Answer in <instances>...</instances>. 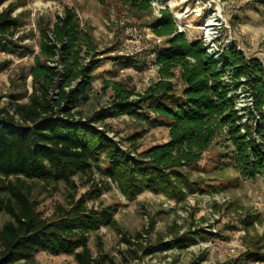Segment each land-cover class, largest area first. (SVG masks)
I'll list each match as a JSON object with an SVG mask.
<instances>
[{"label":"trees","instance_id":"trees-1","mask_svg":"<svg viewBox=\"0 0 264 264\" xmlns=\"http://www.w3.org/2000/svg\"><path fill=\"white\" fill-rule=\"evenodd\" d=\"M5 1L0 0V6ZM120 1L135 16L153 10V0ZM14 8L9 3L0 9V49L24 56L29 47L16 50L15 37L22 22L13 14ZM144 25L164 38L153 48L157 77L136 98L127 81L130 78H117V72L104 79L102 87L112 91L107 112L135 115L149 125L166 126V141L138 152L135 143L127 150L119 148L96 127L102 113L82 121L80 107L93 89L94 68L101 58L76 11L66 6L52 25L40 30V49L27 71L33 85L28 101L12 96L9 107H0V214L10 218L0 226V264L27 260L39 251L73 255L78 264H117L108 254L94 256L89 247L90 234L110 219V210L89 209L87 196L82 195L68 207L59 206L53 217H44L25 184L27 180L73 184L76 174L91 171L102 156L108 165L105 178L131 199L145 191L176 200L206 191L190 177L189 170L217 145L245 178L264 181L261 60L246 59L236 44L224 46L218 57L208 54L201 40H190L185 31L178 30L167 8ZM112 59L122 68L141 69L144 65L140 54ZM241 89L247 90L251 104L239 105ZM130 139L135 142L138 136ZM195 242L194 236L175 235L144 252L184 248ZM244 257L264 261V250L255 245Z\"/></svg>","mask_w":264,"mask_h":264},{"label":"rangeland","instance_id":"rangeland-1","mask_svg":"<svg viewBox=\"0 0 264 264\" xmlns=\"http://www.w3.org/2000/svg\"><path fill=\"white\" fill-rule=\"evenodd\" d=\"M9 3L15 4L13 14L22 22L15 48L23 50L21 46H28L29 52L19 56L0 49V107H9L12 96L28 101L33 85L27 71L39 51L40 30L52 25L56 15L70 6L82 28L92 34L96 51H100L97 58H101L94 68L93 89L80 108L85 118L102 113L96 127L123 150L135 143L138 152L168 139L166 126L149 125L135 115L106 111L112 91L105 92L102 87L104 79L113 77L112 72L118 73L117 78H130L127 81L134 88V98L142 95L157 77L149 70L135 74L130 67L122 68L112 59L120 55L127 26L144 33L148 28L144 24L167 8L190 40H200L208 31L210 20L217 18L216 46L236 44L246 59L259 58L264 65V0H153L152 13L141 17L129 12L120 0H6L0 9ZM150 42L149 49L140 54L144 64L151 62ZM177 86L180 89L179 81ZM238 98L242 106L249 104L251 97L246 89H241ZM133 135L138 136L135 142L130 139ZM256 138L262 141L261 137ZM104 158L94 162L91 171L76 174L73 184L62 180L25 183L44 217H53L59 206L68 207L71 200L82 195L87 196L89 209L110 210V219L89 236L94 256L108 254L117 264H264L244 257L255 245L264 250V181L245 178L219 145L205 151L201 161L189 170L190 177L206 191L187 193L180 200L150 191L127 198L105 178L108 165ZM9 219L7 214H0V226ZM175 235L194 236L196 242L184 248L144 252L161 239L169 241ZM14 264L78 262L73 255L39 251Z\"/></svg>","mask_w":264,"mask_h":264},{"label":"built area","instance_id":"built-area-1","mask_svg":"<svg viewBox=\"0 0 264 264\" xmlns=\"http://www.w3.org/2000/svg\"><path fill=\"white\" fill-rule=\"evenodd\" d=\"M214 11V10H213ZM217 20V19H215ZM177 21V20H176ZM178 30L184 31V29L181 27V23L177 22ZM218 31L217 29L212 26L210 31L204 32L203 37L200 39L204 46L206 47V51L208 54L215 55V57L219 56L218 51H221L224 46L217 47L216 46V39L218 38L217 35ZM163 37L156 36L148 26L144 29V33L137 30L135 26H127L125 28V39L124 42L119 49L120 55L122 56H128V55H135V54H141L144 50H148L151 46V42H153V48L155 45H161L163 42ZM226 46V45H225ZM151 55V56H150ZM151 57V62L145 63L141 69L130 67L132 69V72L135 74H138L144 70H149L155 75H157L158 66L154 62V58L156 56V51L152 49L151 53L149 54ZM50 64L54 65V62H49ZM60 82L58 83L59 87ZM150 83L148 84V86ZM56 97V96H55ZM251 99L249 101V104H251ZM77 119L80 117L78 115L75 116ZM86 118L83 117L82 121H85ZM110 181V180H109ZM111 182V181H110Z\"/></svg>","mask_w":264,"mask_h":264},{"label":"bare ground","instance_id":"bare-ground-1","mask_svg":"<svg viewBox=\"0 0 264 264\" xmlns=\"http://www.w3.org/2000/svg\"><path fill=\"white\" fill-rule=\"evenodd\" d=\"M221 10V9H220ZM218 14V13H217ZM215 17H217L216 15H215ZM215 19H217V18H215ZM217 23L215 22V20H210V22H209V24L207 25V26H209L207 29H208V31H210V29L212 28V26H214V25H216Z\"/></svg>","mask_w":264,"mask_h":264},{"label":"crops","instance_id":"crops-1","mask_svg":"<svg viewBox=\"0 0 264 264\" xmlns=\"http://www.w3.org/2000/svg\"><path fill=\"white\" fill-rule=\"evenodd\" d=\"M39 49H40V47H39Z\"/></svg>","mask_w":264,"mask_h":264}]
</instances>
